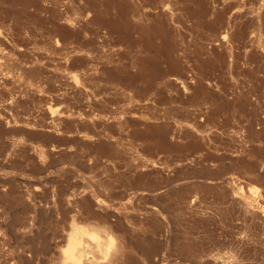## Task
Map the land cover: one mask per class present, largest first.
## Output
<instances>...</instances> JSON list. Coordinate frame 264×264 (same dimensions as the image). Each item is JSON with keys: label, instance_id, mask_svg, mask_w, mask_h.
Returning a JSON list of instances; mask_svg holds the SVG:
<instances>
[{"label": "rangeland", "instance_id": "rangeland-1", "mask_svg": "<svg viewBox=\"0 0 264 264\" xmlns=\"http://www.w3.org/2000/svg\"><path fill=\"white\" fill-rule=\"evenodd\" d=\"M0 264H264V0H0Z\"/></svg>", "mask_w": 264, "mask_h": 264}, {"label": "bare ground", "instance_id": "bare-ground-1", "mask_svg": "<svg viewBox=\"0 0 264 264\" xmlns=\"http://www.w3.org/2000/svg\"><path fill=\"white\" fill-rule=\"evenodd\" d=\"M139 74L142 76V79H144V81H147V83L151 82L152 80L154 81L157 77V73H155V75L154 73L149 75L144 67L140 68Z\"/></svg>", "mask_w": 264, "mask_h": 264}]
</instances>
